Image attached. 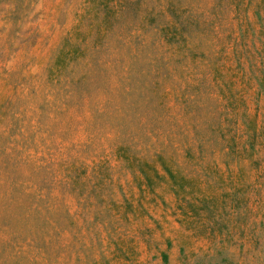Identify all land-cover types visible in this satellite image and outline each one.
<instances>
[{
	"label": "rangeland",
	"instance_id": "obj_1",
	"mask_svg": "<svg viewBox=\"0 0 264 264\" xmlns=\"http://www.w3.org/2000/svg\"><path fill=\"white\" fill-rule=\"evenodd\" d=\"M263 46L264 0H0V264H264Z\"/></svg>",
	"mask_w": 264,
	"mask_h": 264
},
{
	"label": "trees",
	"instance_id": "obj_2",
	"mask_svg": "<svg viewBox=\"0 0 264 264\" xmlns=\"http://www.w3.org/2000/svg\"><path fill=\"white\" fill-rule=\"evenodd\" d=\"M259 16V14H257ZM175 16V15H174ZM173 17V16H172ZM174 18V17H173ZM176 22H173L174 26L171 24H168L166 26H160L158 31L160 32L161 35L167 37V34H164L166 31L165 29L171 28L177 30V28H182L180 32L183 35H186L185 28L186 24L183 21H178L177 19L174 18ZM176 23H178V26H176ZM170 30V29H169ZM179 34L176 36L174 39H178L181 37L180 41L185 40V36ZM167 41L171 42H177L176 40H170L167 38ZM264 48V46H263ZM248 61V59H246ZM260 62L262 63V66H264V56L263 54L260 55ZM249 63V61H248ZM264 75L261 77H258L257 80L259 79L258 87L259 90L263 89V81H264ZM236 122V120H235ZM242 125L245 127V130L242 132L244 135V139L242 138H237L235 135H229L228 138L222 137V143L224 147V156L226 158L230 159V162H240L242 159L248 160L249 166L252 164L253 160V154L255 153V144L258 140V130L256 128L251 127L248 125L245 121H242ZM245 133V134H244ZM123 153L120 154V148L118 149L120 157L126 162V168H131L132 170H136L138 172V175L140 177V181L143 182L145 185L152 187L153 184L158 183V181H164L166 180L167 183L170 185L171 191L174 193L175 196L181 195L179 199L182 201L184 200L185 203H189V201L186 199L187 195H190L195 201L198 202V205H196L197 208L193 206H189L190 210L187 212H182L181 215L187 216L190 215L191 217H199L200 212L199 211H204L207 213L204 217L206 219L211 218L212 216V210L209 209L207 206V200L205 201L204 199L199 200V197L196 196V192L193 191V188L195 187L194 185V179L188 178L185 175L175 171L172 169L170 166H167L163 160L162 156L160 153L154 154L152 159H145V158H139L135 155L131 154H126L129 149L125 147V149L122 150ZM187 157H190V155H187ZM156 161L157 163L160 164L162 171L164 172V176L162 177L159 174V171L154 163ZM228 161L226 160V163ZM130 164V165H129ZM85 172H81L80 174L83 175ZM234 195V194H232ZM227 196V194H222L223 199ZM229 208H231L233 211H236L237 209L240 208V205L237 203L236 198L232 199L230 201ZM201 217V216H200Z\"/></svg>",
	"mask_w": 264,
	"mask_h": 264
}]
</instances>
